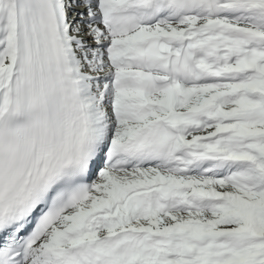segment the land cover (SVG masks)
Returning <instances> with one entry per match:
<instances>
[{"label": "snow or ice", "instance_id": "6c2138e0", "mask_svg": "<svg viewBox=\"0 0 264 264\" xmlns=\"http://www.w3.org/2000/svg\"><path fill=\"white\" fill-rule=\"evenodd\" d=\"M0 264H264V0H0Z\"/></svg>", "mask_w": 264, "mask_h": 264}]
</instances>
